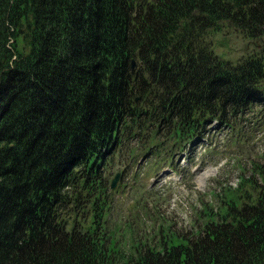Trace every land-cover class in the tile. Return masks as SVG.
Listing matches in <instances>:
<instances>
[{
    "label": "trees",
    "instance_id": "trees-1",
    "mask_svg": "<svg viewBox=\"0 0 264 264\" xmlns=\"http://www.w3.org/2000/svg\"><path fill=\"white\" fill-rule=\"evenodd\" d=\"M225 29L255 50L220 57ZM260 102L264 0H0V264H264L262 171L194 238L125 253L107 221L125 142L188 141Z\"/></svg>",
    "mask_w": 264,
    "mask_h": 264
},
{
    "label": "rangeland",
    "instance_id": "rangeland-1",
    "mask_svg": "<svg viewBox=\"0 0 264 264\" xmlns=\"http://www.w3.org/2000/svg\"><path fill=\"white\" fill-rule=\"evenodd\" d=\"M214 51L237 62L255 50L233 30L211 34ZM209 121L192 139H166L153 146L145 133L123 144L108 167L111 186L107 221L112 247L157 246L162 239L194 238L206 218L243 181L264 173V102L237 119ZM151 147V149H150ZM206 211V212H205ZM205 212V213H204ZM204 213V214H203Z\"/></svg>",
    "mask_w": 264,
    "mask_h": 264
},
{
    "label": "water",
    "instance_id": "water-1",
    "mask_svg": "<svg viewBox=\"0 0 264 264\" xmlns=\"http://www.w3.org/2000/svg\"><path fill=\"white\" fill-rule=\"evenodd\" d=\"M134 67H135V65H133V68H134ZM118 181H119V176L116 177V178L113 180V183H112V185H111V189H112V190L116 189V186H117V184H118Z\"/></svg>",
    "mask_w": 264,
    "mask_h": 264
}]
</instances>
